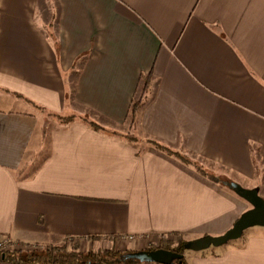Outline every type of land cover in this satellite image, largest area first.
I'll return each mask as SVG.
<instances>
[{"label": "crops", "instance_id": "obj_1", "mask_svg": "<svg viewBox=\"0 0 264 264\" xmlns=\"http://www.w3.org/2000/svg\"><path fill=\"white\" fill-rule=\"evenodd\" d=\"M0 95L14 101L0 108V237L13 243L184 244L251 207L147 140L264 200V0H0ZM246 230L183 257L264 264V227Z\"/></svg>", "mask_w": 264, "mask_h": 264}, {"label": "trees", "instance_id": "obj_2", "mask_svg": "<svg viewBox=\"0 0 264 264\" xmlns=\"http://www.w3.org/2000/svg\"><path fill=\"white\" fill-rule=\"evenodd\" d=\"M148 78L149 76L142 77L143 81V90L145 91L148 86ZM140 105V102L134 101L131 104V112L130 114L133 115L135 113L136 108ZM73 115L63 117L62 121L66 122L73 119ZM87 124L94 130L100 131L105 130L102 126L97 124L92 120H86ZM131 140H135V137L132 135H126ZM154 148L159 151L166 153L169 156H173L178 159L180 162L190 165V161L186 158L185 155L172 150L170 147L163 145L155 140H147ZM201 175L209 178L213 181L215 177L209 176L205 171L201 170L200 168H196ZM217 182V181H216ZM229 185V182H228ZM168 235H162L160 238L161 244L158 246H148L145 249H155V248H164L170 249L179 253H184L182 247V240L181 238L178 239L177 242H180L178 246L171 247L169 245V240H167ZM168 243V244H167ZM79 244L76 242L73 247L70 249L67 248L66 244L62 245H48L43 247L42 249L34 248L28 250H13L11 253H4L0 252V262L8 261L11 263H21V264H140L136 259L128 258L127 254L131 252L137 251V249L126 248L125 251L113 250V249H104L99 252L87 251L82 252L78 251ZM179 264H187L184 257L175 261Z\"/></svg>", "mask_w": 264, "mask_h": 264}, {"label": "rangeland", "instance_id": "obj_3", "mask_svg": "<svg viewBox=\"0 0 264 264\" xmlns=\"http://www.w3.org/2000/svg\"><path fill=\"white\" fill-rule=\"evenodd\" d=\"M10 98L11 97H3V96L0 95V108H2V109L13 108L14 107V105H13L14 101L12 99H10ZM46 117H49V116L45 115L44 118H46ZM62 119H64V118H62ZM48 120H49V122L50 121L51 122H57L58 121L57 118H50ZM41 126H42V124H41ZM47 137H48V130L45 131V138L47 139ZM41 158H42V155L41 156H37L36 160L33 161V163L30 166V169H28L27 171H32L31 169H33L34 166H36V164L41 160ZM186 158L190 161V163H191L190 166L192 168H194V169H196V168L199 169L200 168L201 170L205 171L210 177L211 176L215 177V180L217 181L216 183H218L219 185L225 186L226 188H229L230 190H231V188L228 185V182L229 181H233V182L237 181L236 180L237 176L235 174L232 173L231 174L232 177L231 176L228 177L227 174H225L226 175L225 176V175H223L225 172L223 170H220L221 168L219 166H217V165H215V164H213L211 162H208V161H205V160L202 161V160H199L196 157H191V156H187V155H186ZM207 179H209V178H207ZM209 180H211V179H209ZM211 181H213V180H211ZM239 181H241L239 183H241V185H243V187H246V188L249 189V184L248 183L250 181H248V180H246V181L239 180ZM255 187H257V186H253L252 188H255ZM255 227H257V226H255ZM247 232H248L247 230H244L242 236L247 234ZM181 237H183V240H188V239L193 240V239H196L195 237H197V238L201 237L202 238V236H200V235L199 236H190V238L186 237V235H182ZM166 238H167V240H169V245L171 247H176L181 242V241L177 242L178 239H180V238L178 236H176V235H172V236L168 235V237H166ZM2 241H4V240H2ZM76 242H78V244H79L78 251H82V252H87V251L99 252V251L104 250V249H113V250H119V251H125L126 250L125 246L119 244L118 241H116V245L114 243L111 244V243L105 242V243H103L101 245L102 248L98 249L97 248V246H99L98 243H94V242H98V240L94 239V238L93 239L92 238H88V237L83 238V239L65 238L60 244H57V245L66 244L67 248L70 249L71 247H73V245ZM1 244L2 245L0 246V252L3 254L2 255L3 257H4V253H7V254L11 253L14 249L15 250H21V249L28 250V249H34V248L42 249L43 247H45V245H40V246L38 245V247H37L36 245L35 246H31V245L19 244V243H12L11 244V242H9V241H7L6 243L2 242ZM160 244H161V242L159 240V241H157L154 244H151L149 246L155 247V246H158ZM186 245L187 246L184 248L185 255L186 254L187 255H192V254H196V253H208L211 250H216L217 248H221L222 247V245H221V247H216V245L210 244L209 245L210 247L208 246V247H206L204 249H195V248H192L190 245H188V243ZM46 246H48V245H46ZM3 262L5 264H10L11 263V262H8V261H3Z\"/></svg>", "mask_w": 264, "mask_h": 264}, {"label": "water", "instance_id": "obj_4", "mask_svg": "<svg viewBox=\"0 0 264 264\" xmlns=\"http://www.w3.org/2000/svg\"><path fill=\"white\" fill-rule=\"evenodd\" d=\"M229 186L235 194L246 200L251 207L244 211L235 220L233 225L223 234L218 236L207 235L194 241L186 242L182 244L183 249L187 246V243L195 249H204L210 244L217 246L239 238L243 231L249 227H264V200L258 194L257 189H248L233 181H229ZM127 257L136 259L141 263L172 264L181 259L183 254L170 249L158 247L155 249L137 250L135 252L128 253Z\"/></svg>", "mask_w": 264, "mask_h": 264}, {"label": "built area", "instance_id": "obj_5", "mask_svg": "<svg viewBox=\"0 0 264 264\" xmlns=\"http://www.w3.org/2000/svg\"><path fill=\"white\" fill-rule=\"evenodd\" d=\"M0 246L2 245L1 243L2 242H4V243H6L7 241H9V242H11V244L13 243L11 240H9L7 237H0ZM126 239V238H125ZM129 239H132V236H129ZM2 240H4V241H2ZM4 262L2 261V262H0V264H3ZM5 264V263H4Z\"/></svg>", "mask_w": 264, "mask_h": 264}]
</instances>
